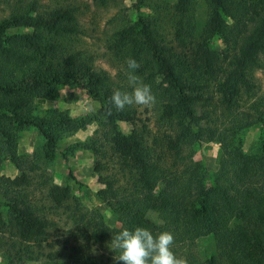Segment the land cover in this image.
I'll list each match as a JSON object with an SVG mask.
<instances>
[{
    "label": "trees",
    "instance_id": "trees-1",
    "mask_svg": "<svg viewBox=\"0 0 264 264\" xmlns=\"http://www.w3.org/2000/svg\"><path fill=\"white\" fill-rule=\"evenodd\" d=\"M136 1L152 6L154 15L114 30L107 51L125 73L129 57L140 63L137 75L156 98L151 107L156 132L149 128L150 118L138 120L134 105L117 111L110 103L113 90L131 89L128 81L120 83L121 72L112 76L98 68L96 57L80 47L88 34L75 7L8 3L9 13L0 18V165L5 158L20 175L0 178L10 210L8 219L0 215V249L8 240L15 257L44 264H123L115 259L120 249L111 245L113 236L143 227L154 235L173 233V251L188 264H264V141L260 154L247 155L238 139L242 130L264 124V87L257 78L264 77V0H205L208 17L200 33L194 0L170 6ZM92 2L107 8L111 0ZM215 37L226 45L224 53L210 48ZM158 77L170 88L159 86ZM75 84L99 103L96 113L35 114L36 101L55 100L60 87ZM125 122L133 126L129 134L118 129ZM94 123L95 136L70 146L68 153L95 152L93 170L105 185L98 196L119 229L82 206L68 186L52 183L37 163L54 160L63 138ZM26 127L43 139L33 156L18 152V133ZM202 142L220 146L209 185L193 159V145ZM68 177L74 178L70 171ZM35 178L39 182L33 185ZM161 181L156 204L164 224L146 218L132 203ZM207 234L215 254L199 263L196 242Z\"/></svg>",
    "mask_w": 264,
    "mask_h": 264
},
{
    "label": "rangeland",
    "instance_id": "rangeland-1",
    "mask_svg": "<svg viewBox=\"0 0 264 264\" xmlns=\"http://www.w3.org/2000/svg\"><path fill=\"white\" fill-rule=\"evenodd\" d=\"M36 1L43 7H59L71 5L76 8L80 24L85 29L88 36L80 40V47L87 50L89 54L96 57L98 68L108 71L112 76L121 72L120 83L127 82V75L123 71L120 63L111 57L107 51V40L110 34L127 23L135 22L139 17L152 16L155 9L143 7L137 4L136 0H111L107 8L96 7L92 0H25V2ZM195 1V19L198 26V33L202 30L208 17V8L205 0ZM11 0H0V18L9 13L8 3ZM157 5L166 3L173 5L176 0H157ZM23 31L20 29H10L9 33ZM167 31V30H166ZM169 33V31H168ZM210 48L218 53H224L227 50L223 40L215 37L210 42ZM258 82L264 87V77L258 73ZM157 84L163 88H170V82L163 78H157ZM137 110L138 120L145 122L150 118L149 128L152 132L157 131V127L151 120V107L134 105ZM100 105L94 101L86 92L83 85L75 84L71 86H62L59 88L57 99L50 101H36L35 114L42 116L44 113L53 109L55 111L67 110L72 117H86L96 113ZM141 123H137L138 127ZM97 125L94 123L86 130L63 138L58 145V153L54 160L44 161L40 159L37 163L40 168L49 173L51 182L60 186H68L71 195L90 212H98L104 217L106 226L111 229H119L120 225L115 221L111 209L98 196V192L105 188V185L98 182V174L93 170L95 161V152L93 150H76L75 154L68 153L70 146L75 143L83 142L95 136ZM118 129L123 134L131 133L132 124L125 122L119 123ZM238 139L242 144V150L247 155H258L261 151V145L264 141V124H257L251 128L242 130ZM43 145V139L38 131L31 127H26L18 133V152L22 155H34ZM193 159L199 162L207 173V185L212 179L213 173L218 169V156L220 146L214 142H202L192 147ZM66 155V156H65ZM69 171L74 178L68 177ZM20 175V172L12 165L9 160L3 158L0 165V178L13 179ZM34 176V175H33ZM35 178L33 185L38 183ZM165 184V181L158 183L155 190L150 193H138L132 201L140 212L155 223L164 224L161 221L163 210L157 206L156 198ZM35 189V187H34ZM38 190L35 191L37 196ZM36 198V197H35ZM10 210L6 201L0 194V215L4 220L8 219ZM12 244L7 240L6 246L0 249V264H44V262L33 261L29 257H15V250ZM195 253L198 262L201 263L208 257L215 254L214 242L211 234L197 240Z\"/></svg>",
    "mask_w": 264,
    "mask_h": 264
},
{
    "label": "clouds",
    "instance_id": "clouds-1",
    "mask_svg": "<svg viewBox=\"0 0 264 264\" xmlns=\"http://www.w3.org/2000/svg\"><path fill=\"white\" fill-rule=\"evenodd\" d=\"M127 81L131 91L115 89L110 97V103L123 111L133 105L152 106L156 98L151 85L144 83L137 75L140 63L129 57L126 61ZM174 234L165 231L154 235L151 230L136 227L134 230L124 229L113 236L111 245L120 249L119 257H115L123 264H188L185 257H178L173 251Z\"/></svg>",
    "mask_w": 264,
    "mask_h": 264
}]
</instances>
